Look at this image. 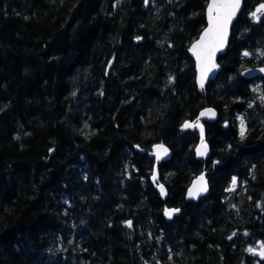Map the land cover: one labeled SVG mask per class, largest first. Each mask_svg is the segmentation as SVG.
Listing matches in <instances>:
<instances>
[{
	"label": "trees",
	"instance_id": "16d2710c",
	"mask_svg": "<svg viewBox=\"0 0 264 264\" xmlns=\"http://www.w3.org/2000/svg\"><path fill=\"white\" fill-rule=\"evenodd\" d=\"M208 1L0 0V264H264L246 251L264 242V76L244 75L264 65V0H244L200 91L189 47ZM207 106L199 159L182 126ZM156 143L173 151L166 199ZM205 170L210 193L188 200Z\"/></svg>",
	"mask_w": 264,
	"mask_h": 264
},
{
	"label": "snow or ice",
	"instance_id": "6c2138e0",
	"mask_svg": "<svg viewBox=\"0 0 264 264\" xmlns=\"http://www.w3.org/2000/svg\"><path fill=\"white\" fill-rule=\"evenodd\" d=\"M148 0H145V4ZM242 5V0H211L207 5V19L208 26L204 29L200 38L192 45L191 51L196 56L197 67L199 70V86L201 89L204 87L205 81L208 79L209 74L218 67L216 64V54L221 51L228 38L229 26L231 25L233 19L236 17L237 12L240 10ZM254 22H260L261 18L264 17V3H260L256 9L250 13ZM137 39H140L137 37ZM251 55L248 51L243 52V56L247 57ZM247 71V70H246ZM260 72H264V68L259 69ZM256 91V89H254ZM260 100L264 102V95L260 96ZM252 105L250 104L249 107ZM215 111L208 109L200 113V116L193 122H185L183 128H197L200 132V144L196 148L197 156H206L208 154V145L204 138V126L201 123L200 117L215 118ZM240 122L239 136L241 140L246 138L247 126L245 124V119L243 116L238 117ZM139 147V146H137ZM230 147V146H229ZM154 155L156 160L159 161L162 157L168 155V149L162 144L154 146ZM218 163V162H214ZM155 181V174L153 176ZM237 184V178L232 177L231 187L228 191H233ZM161 195L165 194V189L163 185H159ZM208 190L207 181L205 175L202 173L198 176L192 184V187L188 190V196L191 198H197L202 193ZM179 209H164V215L171 218L174 213H178ZM127 226L132 227V222L127 221ZM235 235V233H233ZM247 235V233H245ZM229 239H232L230 236ZM252 255H258L261 259H264V242L259 244V249L254 247H249L246 249Z\"/></svg>",
	"mask_w": 264,
	"mask_h": 264
},
{
	"label": "water",
	"instance_id": "95a60500",
	"mask_svg": "<svg viewBox=\"0 0 264 264\" xmlns=\"http://www.w3.org/2000/svg\"><path fill=\"white\" fill-rule=\"evenodd\" d=\"M210 2H211V0L208 1V4H209ZM261 3H264V1L261 2ZM208 4H207V5H208ZM244 4H245V1L242 0L241 8H240V10L237 12L236 17L233 19L231 25L229 26V32H228L227 43H226L225 47H224L221 51L217 52V54H216V64L218 65V67H217L216 69H214V71H213L212 73L209 74L208 79H207V80L205 81V83H204V87H203V89L205 88V86L207 85V83L209 82V80H210L211 78L215 77V76L219 73V71L222 69V65H221V63L219 62V58H220L221 55H223L224 53H226V51H227V49H228V47H229L230 40H231V36H232L233 26H234L236 20L238 19V17L240 16L241 12L243 11V9H244ZM259 4H260V3H259ZM259 4H257V5L255 6V9H256V7H257ZM255 9H254V10H255ZM207 26H208V19H207V6H206V26L204 27V29H205ZM204 29L201 31V33H200V35L198 36V38L195 39V40L192 42V44L190 45V47H189V53H190V55L193 57L194 62H195V69H196V82H197L198 89H199L200 91H202L203 89L200 88L199 83H198V80H199V70H198V67H197L196 56H195L194 53L191 51V47H192V45H193V44H194V43L200 38V36L202 35ZM261 68H264V65H260V66H256V67H247V68L244 70V75H245L247 78H254V77H257V76H259V75H263V76H264V72H260V71H259V69H261ZM246 70H247V71H246ZM208 109H211V110L215 111V113H216L215 118H209V117L205 116V117H200V120H202V121H210V122L216 121V120L218 119V117H219V111H218V109H217L216 107H213V106H207V107L202 108V109L200 110V112H199L198 117L200 116V113H201V112H203V111H205V110H208ZM186 122H193V121H186ZM204 138H205V142H206L207 145H208V154H207L206 156H203V157H201V156H197V154H196L197 158H199V159H201V158H205V159H206V158H208L209 155L211 154V147H210V144L206 141L205 133H204ZM159 144H162V145H164L165 147H167V149H168V155L162 157L159 161H157V160H156V157H155V155H154V146H155V145H159ZM199 144H200V140H199L198 144H197L196 147H195V153H196V148H197V146H199ZM155 145L152 147V150L149 152L150 155H152V156L155 158V161H154V167H153V174H152V176H151V181L157 186L159 192H160L159 185H163V187H164V189H165V194H164V195H161V196H162L163 199H166L167 196H168V189H167V186H166L163 182H160V181H159V180H160V164H161L162 162H164V161H168V160H170V159L172 158V156H173V151H172V149H171L168 145H166V144H164V143H156ZM137 148L141 149L140 147H137ZM142 151H145V149H142ZM202 173L205 175V179H206V181H207V187H208V190H207L206 192L202 193L201 195H199L197 198H191V197L188 196V190H189V188L192 187L193 181H194L198 176H200ZM202 173H200L198 176H196V177L191 181L190 185L188 186V188H187V190H186V198H187L188 200L199 201L202 197H204V196H206V195H208V194L210 193V191H211V185H210V180H209V177H208V171L205 170V171H203ZM154 174H155V177H156L155 181H154V179H153ZM160 194H161V192H160ZM165 208H169V209H179V212H178V213H174L173 216H172L171 218H173V217H175L176 215L180 214L181 211H182V209H181L180 207H170V206H167V205H166ZM165 208H164V209H165ZM165 217H166V216H165ZM166 218H168V217H166Z\"/></svg>",
	"mask_w": 264,
	"mask_h": 264
}]
</instances>
